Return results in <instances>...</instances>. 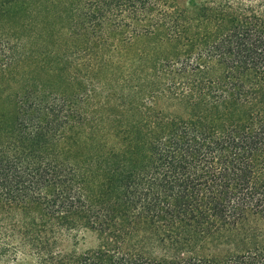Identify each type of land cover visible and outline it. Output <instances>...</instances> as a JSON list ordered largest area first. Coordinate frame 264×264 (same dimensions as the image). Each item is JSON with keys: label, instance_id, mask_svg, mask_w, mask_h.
I'll return each instance as SVG.
<instances>
[{"label": "trees", "instance_id": "1", "mask_svg": "<svg viewBox=\"0 0 264 264\" xmlns=\"http://www.w3.org/2000/svg\"><path fill=\"white\" fill-rule=\"evenodd\" d=\"M19 263L264 264V0H0Z\"/></svg>", "mask_w": 264, "mask_h": 264}, {"label": "rangeland", "instance_id": "2", "mask_svg": "<svg viewBox=\"0 0 264 264\" xmlns=\"http://www.w3.org/2000/svg\"><path fill=\"white\" fill-rule=\"evenodd\" d=\"M85 237H86L85 239H86L87 244H91V238L92 237L88 233L85 234ZM19 264H21V263H19Z\"/></svg>", "mask_w": 264, "mask_h": 264}]
</instances>
